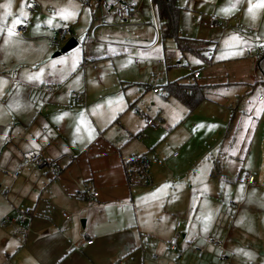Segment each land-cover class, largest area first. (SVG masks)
<instances>
[{
    "label": "rangeland",
    "instance_id": "rangeland-1",
    "mask_svg": "<svg viewBox=\"0 0 264 264\" xmlns=\"http://www.w3.org/2000/svg\"><path fill=\"white\" fill-rule=\"evenodd\" d=\"M142 2L140 21L120 22L112 19L103 1L0 0V159L7 158L8 163L14 156L22 160L21 169L33 166L24 164L25 159L39 153L37 144L46 142L36 131L51 133L55 127L62 129L64 122L71 124V144L80 149L83 141L97 134L88 115L101 124L98 131L106 128L102 136L108 143L111 135H122L121 126L128 127L130 153L137 156L145 151L149 161L147 176L151 180L139 189L156 192L146 196V229L164 224L178 236L177 248L171 252L166 249L174 258V263L169 264H264V101L255 104V118H249L250 124L255 122V152L252 166L247 168L256 187L247 188L244 171L238 174V180L213 178L206 159L217 153L227 109L206 100L189 112L175 97H165L163 91L155 95L147 87L153 73L168 71L155 60L176 65L178 59L180 64H195V58L186 54L181 57L172 39H160L153 48H147L154 40L158 21L148 1ZM178 4L180 31L209 42V50L204 53L211 55V68L202 72L200 81L220 82L224 76L230 81L258 77L252 55L264 47L261 0H178ZM211 15L222 20L223 26L213 30L205 27ZM16 19L22 22L14 25ZM17 25H31L32 31L26 28L19 34ZM61 29L69 31L66 38L74 37L77 45L53 55L59 49L55 41ZM47 46L55 49L47 53ZM82 60L94 62L97 71L91 67L82 69ZM210 71L216 77L209 78ZM35 73H40L39 79H28ZM187 73L183 67H171L159 85ZM44 84L61 90L58 95L55 90L50 96H41L35 89ZM71 91L85 92L84 104L75 103ZM259 92L264 94L261 86L255 88L250 101ZM69 104L73 107L69 108ZM129 105L137 107L139 113ZM142 114L156 115L163 121L155 119L156 127L150 128ZM36 116L38 119L29 128ZM87 128L88 140L77 136L78 131ZM138 131L141 138L132 137ZM17 168L0 165V176L10 183L13 178L6 171L15 172ZM177 222L180 226H176ZM219 222L221 231L225 229L233 235L228 247L214 237L213 226ZM182 233H187L185 238ZM157 253L160 261L161 254Z\"/></svg>",
    "mask_w": 264,
    "mask_h": 264
},
{
    "label": "crops",
    "instance_id": "crops-1",
    "mask_svg": "<svg viewBox=\"0 0 264 264\" xmlns=\"http://www.w3.org/2000/svg\"><path fill=\"white\" fill-rule=\"evenodd\" d=\"M89 1L86 0V2ZM102 1L107 6V10L109 9V15L115 21H140V10L143 7L142 0H127L138 6V20L120 18L116 15L115 10L110 7L112 0H96V3L100 4ZM146 1H148L149 8L158 21L154 40L147 48H153L160 39H172L181 57L184 54L191 55L195 58L194 65H201L207 57L204 52L209 50V42L198 37H189L180 31L179 14L181 7L178 0H176V5L179 8V34L194 40V42H205L204 46H200V50L181 51L173 38L162 39V20L156 15L152 0ZM188 1L196 2L197 0ZM204 25L210 30L218 27L209 28L206 23ZM17 26V32L18 28H21L19 34L24 33L23 31L26 28L32 31L31 25L28 27L25 25ZM156 32L158 37L155 41ZM54 49L47 46L46 52H51ZM256 54L259 56L258 51ZM157 60H155V63L158 66L168 69L165 76L169 74L171 67H183L179 59L176 65H170L169 63L167 65L164 59H162L164 64H158ZM257 60H255V73L258 74V77L255 75L246 80L230 81L224 76L220 82H203L200 81L202 80L200 78V80H195L197 84L204 86L203 99L200 103L211 100L220 105L219 107L227 109L225 118L221 123L223 135L219 137L217 153L211 159H206L209 164V175L215 179L230 177V179L238 180V174L241 171H244L246 181L248 176H253L248 168L252 166L253 153L255 152L252 147L255 122L250 124L249 118L251 115L255 118L252 113L255 104L264 101V94L260 92L256 93V97L252 101L249 99L256 87L261 86L264 90V79L256 66ZM81 67L85 69L91 66L81 65ZM210 68L211 66L205 70ZM91 69L97 71V66L95 68L91 67ZM211 72L213 71L209 72L208 77H216V74L213 72L214 75H211ZM0 77L3 79V76ZM176 80L182 83L194 81L189 73L171 81ZM171 81H166L163 84ZM163 84H160L158 92H153L152 89L151 92L155 95L159 94L160 91L166 93L161 88ZM44 86H49L51 89L46 90L43 88ZM55 90L56 95H58L61 87L44 84L35 89L40 93L39 95L46 97L55 93ZM79 92L82 93V99L75 101V103L84 104L85 92ZM74 93L76 92L71 91L70 93L72 99ZM259 96H262V99H259ZM129 106L134 112L139 113L137 107ZM68 107L72 108L73 106L69 104ZM142 117H145V120L146 118H152L154 121L155 119L163 121L162 118L156 115L150 117L142 114ZM88 118L92 128L97 130V134L94 139L88 140L89 128L86 131H78L77 136L88 140L82 142L83 145L80 149L71 144L73 139L70 133L71 124L66 125L64 122L62 129L55 127L54 132H47V134L43 129L36 131L37 135L40 134L39 137L44 136V139H46L45 143L42 141L41 144H37L40 145L37 151L41 152L46 160L51 161L53 165L58 167L57 176H53L45 166H24L21 169V175L10 183L4 175L0 176V221H5L3 226L0 224V227H2L0 228V264H169L173 262V255L169 254L175 250L169 248L170 239L174 237L171 228L168 230L164 224L156 223L151 229H146V220L149 215L145 211L146 196L148 193L152 195L156 192H145L139 189L144 185H130L127 181L125 163L135 155L130 153L129 143H131V137L128 138L130 136L128 127L121 126L122 135L117 138L111 135V143H108V140H104L102 136V129L105 131L106 128L103 127L98 131L97 126L101 127V124L97 123L90 115H88ZM37 119L36 116L35 119L30 121L29 128ZM135 136L141 138V132L138 131L134 136L132 135V137ZM135 144L138 145L139 143ZM102 145L104 146L103 153L101 152ZM104 152L108 153L105 154ZM144 152L140 151L136 155L144 154L146 156ZM130 154L132 155L130 156ZM21 162V159H16L14 156L8 163L7 158L4 161L0 159V165L3 168H17L21 166ZM147 162L149 164L148 160ZM17 163L18 165H16ZM149 179L151 180V177L148 176ZM246 183L247 188L250 186L256 187L255 180L253 184ZM91 192H97V197L94 198L93 204L87 207L84 198ZM20 209L28 210L27 219L23 220L19 217L18 211ZM62 212L70 214V217L65 218L62 216ZM77 212H79V215H77ZM172 218L173 216L170 217V220ZM221 225V222H219L217 226H213V229H216L213 232L214 237L223 240L225 246L228 247L233 235L231 231H225V229L221 231ZM5 226L7 228L4 230ZM186 235L187 233H182L183 238ZM207 240L219 244L217 240L216 242L211 241H215V239L207 238ZM166 249L170 252L167 253ZM156 251L161 254L160 261H158Z\"/></svg>",
    "mask_w": 264,
    "mask_h": 264
},
{
    "label": "trees",
    "instance_id": "trees-1",
    "mask_svg": "<svg viewBox=\"0 0 264 264\" xmlns=\"http://www.w3.org/2000/svg\"><path fill=\"white\" fill-rule=\"evenodd\" d=\"M155 13L161 23V38H173L181 51L200 50V46H204L205 42H194V40L186 38L179 34L178 31V11L176 0H152ZM194 45V46H193ZM259 57L256 66L259 68L264 79V47L258 50ZM193 79V78H192ZM194 81L182 83L179 81H171L161 85L166 92L164 96H173L183 102L190 111L200 103L203 99V85ZM147 161L144 154L129 158L125 163V174L130 185L147 183V173L140 169V164Z\"/></svg>",
    "mask_w": 264,
    "mask_h": 264
},
{
    "label": "built area",
    "instance_id": "built-area-1",
    "mask_svg": "<svg viewBox=\"0 0 264 264\" xmlns=\"http://www.w3.org/2000/svg\"><path fill=\"white\" fill-rule=\"evenodd\" d=\"M110 7L115 10L116 15H118L120 18L129 19V20H138L139 19L138 6L128 2L127 0H112L110 3ZM206 24L209 28H213L215 26H223L222 20H220L215 15H211L209 17L208 23H206ZM18 32L19 33L21 32V28H18ZM59 32L61 35H64L67 33V30L61 29ZM157 37H158V34L156 32L155 41L157 40ZM206 55H207V57L205 58V60L203 61V63L201 65L197 66V65H194V64L189 63V62H184L182 64L183 68L189 73L191 78H193L195 80L199 79L202 76V72L211 66V62L209 59L210 54L207 53ZM252 57L255 60H257L259 56L256 54V55H252ZM157 63L158 64H164V61L162 59H159V60H157ZM86 65H89V66L94 67V68L96 67L94 65V62L82 64V66H86ZM210 74L214 75L213 72H211ZM164 78H165V72H163V71L155 72L150 76L149 86L153 92H158L159 87H160L159 83L162 82L164 80ZM43 88L46 90L51 89L49 86H44ZM258 98L262 99V96H259ZM73 99H74V101H80L82 99V93H80V92L74 93ZM146 124L151 128H155L157 125L156 122L152 118H146ZM132 158H135V156H132ZM24 164H31L35 167H44L45 166L48 169V171L51 172V174L53 176L58 175V170H59L58 167L53 165L51 161L43 158V156L39 153H31L29 155V157L25 159ZM148 168H149V164L147 161L140 164V169L145 171L146 173H147ZM20 169H21V166H19L15 172L6 171V174L14 179L17 177ZM247 182L253 184L254 183L253 177L248 176ZM96 197H97V192L89 193V195L86 196V198H84L85 205L87 207L91 206L93 204L94 198H96ZM18 214H19V217L22 218L23 220L28 218V210H26V209H20L18 211ZM77 215H79V212H77ZM62 216H64L65 218H69L70 214H67L66 212H62ZM0 224L4 225L5 221L4 220L0 221ZM178 225H179V223L177 222L176 226H178ZM177 237L178 236L176 234L173 238L174 241L177 239ZM174 241L173 242L171 241L169 243V248L172 250L176 249ZM211 241L216 242L214 240H211Z\"/></svg>",
    "mask_w": 264,
    "mask_h": 264
},
{
    "label": "water",
    "instance_id": "water-1",
    "mask_svg": "<svg viewBox=\"0 0 264 264\" xmlns=\"http://www.w3.org/2000/svg\"><path fill=\"white\" fill-rule=\"evenodd\" d=\"M55 44L59 46V49L55 51L53 55H58L70 50L72 47L77 45V40L72 36L66 38L64 34L61 35L57 41H55Z\"/></svg>",
    "mask_w": 264,
    "mask_h": 264
},
{
    "label": "snow or ice",
    "instance_id": "snow-or-ice-1",
    "mask_svg": "<svg viewBox=\"0 0 264 264\" xmlns=\"http://www.w3.org/2000/svg\"><path fill=\"white\" fill-rule=\"evenodd\" d=\"M261 4H264V0H261ZM222 11L227 12L228 9H222ZM21 22H22L21 20L16 19L13 21V24L15 25V24H19ZM12 31H13L12 27H9V34H12ZM39 76H40V73H35L34 75L29 76L28 79H39ZM206 219H207V217H206Z\"/></svg>",
    "mask_w": 264,
    "mask_h": 264
}]
</instances>
